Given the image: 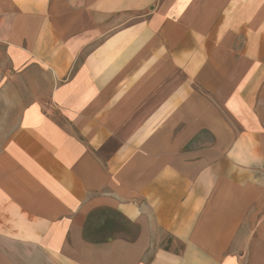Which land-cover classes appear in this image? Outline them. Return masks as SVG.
<instances>
[{
    "label": "crops",
    "instance_id": "obj_1",
    "mask_svg": "<svg viewBox=\"0 0 264 264\" xmlns=\"http://www.w3.org/2000/svg\"><path fill=\"white\" fill-rule=\"evenodd\" d=\"M0 264H264V0H0Z\"/></svg>",
    "mask_w": 264,
    "mask_h": 264
},
{
    "label": "rangeland",
    "instance_id": "obj_2",
    "mask_svg": "<svg viewBox=\"0 0 264 264\" xmlns=\"http://www.w3.org/2000/svg\"><path fill=\"white\" fill-rule=\"evenodd\" d=\"M0 132L4 133L5 131H0Z\"/></svg>",
    "mask_w": 264,
    "mask_h": 264
}]
</instances>
